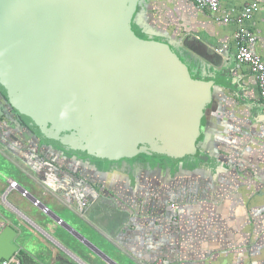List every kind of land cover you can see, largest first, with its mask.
<instances>
[{
    "label": "crops",
    "instance_id": "obj_1",
    "mask_svg": "<svg viewBox=\"0 0 264 264\" xmlns=\"http://www.w3.org/2000/svg\"><path fill=\"white\" fill-rule=\"evenodd\" d=\"M247 1L222 0L218 17L239 13ZM259 3V12L246 26L256 38L252 51L264 56V0ZM138 10L148 28L174 42L197 71L195 79L209 84L201 120V124L208 120L209 153L205 151L194 168L195 161L189 158L177 170L162 168L172 172L176 183L182 178L191 181L192 196L185 201L180 191L163 185L161 176L151 181L150 190L136 187L133 173L125 171L126 177H120V172L111 171V193L84 208L83 196L62 199L61 190L57 194L47 186L51 179L47 171L21 176L31 189L24 185L27 190L55 213L69 209L88 225L75 219L61 224L20 191L11 190L9 177L1 174L0 231L6 225L14 227L18 231L14 242L21 247L11 264H91L81 255L85 241L98 250L99 243L101 250L111 245L130 259L126 264H247L245 258L248 264H264V104L251 69L236 58L238 25L217 20L209 10L197 8L194 0H142ZM0 106V148L11 154L6 159L17 160L14 138L19 133L6 125L3 116L8 107L1 94ZM129 175L133 186L127 181ZM110 195L111 213L99 212L92 218L91 213L105 207ZM116 216L119 219L113 221ZM86 227L92 228L90 233ZM95 230L103 232L107 244ZM101 250L98 254L108 264H122Z\"/></svg>",
    "mask_w": 264,
    "mask_h": 264
},
{
    "label": "water",
    "instance_id": "obj_2",
    "mask_svg": "<svg viewBox=\"0 0 264 264\" xmlns=\"http://www.w3.org/2000/svg\"><path fill=\"white\" fill-rule=\"evenodd\" d=\"M141 5L0 0V94L31 134L96 162L143 154L182 167L184 158L200 155L208 139V122L201 127V120L209 84L195 79L172 40L143 23ZM197 133L203 140L195 145ZM29 199L44 211L46 205ZM17 236L11 225L0 231V262L17 256Z\"/></svg>",
    "mask_w": 264,
    "mask_h": 264
},
{
    "label": "flooded vegetation",
    "instance_id": "obj_3",
    "mask_svg": "<svg viewBox=\"0 0 264 264\" xmlns=\"http://www.w3.org/2000/svg\"><path fill=\"white\" fill-rule=\"evenodd\" d=\"M3 118H5L6 125L9 128L14 129L19 133V136L14 139L17 142L15 145L16 149H18L16 159L20 162H18V160H10L13 167H17L19 176H28V171L36 173L35 171L37 170H40V172L45 170V172L47 171V173H49L48 177L51 178L46 185L51 189L53 188V191L57 194H60L58 191L61 190L64 194H60V198L67 199V195L70 194H76L77 197L83 196L87 203V207L96 200H99L104 193L108 192L109 188L105 185V179L111 175V162H96L90 158H82L75 154L68 153L67 151H63L55 146L43 143L34 134H31L11 108H8V111L4 114ZM0 154L2 153L0 152ZM146 157L149 156L140 154L129 161L120 160L118 162H112L113 166L116 167V170L113 169V172H121V169H132L134 172V170L142 169L146 166L150 169L154 168V170L159 168L162 169L160 164L166 162L164 159L165 157H155L156 159L154 157H149L148 160H146ZM202 158L203 156L201 154L200 159ZM139 159H144L145 161L142 162L139 161ZM170 168L173 170L172 166ZM8 182L11 190L15 189L21 192L22 189H25V192H23L24 197L28 198V200H30V196L37 198L14 177H9ZM36 184L41 185L37 179ZM55 198L58 197L55 195ZM40 204L46 205L42 200L38 199V205ZM105 207L108 208L109 215L111 213V207L108 203ZM45 208L47 209L46 213L58 216L47 205ZM63 222L64 221L60 223L62 224Z\"/></svg>",
    "mask_w": 264,
    "mask_h": 264
},
{
    "label": "rangeland",
    "instance_id": "obj_4",
    "mask_svg": "<svg viewBox=\"0 0 264 264\" xmlns=\"http://www.w3.org/2000/svg\"><path fill=\"white\" fill-rule=\"evenodd\" d=\"M206 103H207V101H206ZM206 108V104H205V107H204V109ZM204 111V110H203ZM207 122H208V120H207ZM201 137L202 136H200L198 133L196 134V137H195V145L197 144V142H200V139H201ZM0 152L2 153V154H4V156L2 155V154H0V175L1 174H3V176L4 177H6V176H8V177H10V178H12V177H14L22 186H26L28 189H30L27 185H26V183H24L23 181V179L24 178H22L21 176H19V174H18V172H17V167H13V165L10 163V160H8V159H6L5 157H7V156H10L11 154L8 152V151H6L5 150V148L3 147V150H2V147L0 148ZM200 150H201V152H200V154H202V156H204L205 154V151H206V154L207 153H209L208 151H207V148L206 147H203V149H202V146H200ZM58 153V152H57ZM137 155H139V154H137ZM18 160V159H17ZM18 162H20L19 160H18ZM152 167V166H151ZM148 169H150V168H148L147 166L146 167H144V168H140V169H136V170H134V174H135V178H136V183H135V186L137 187H140V186H146V187H148V189H152V182L151 181H154V179H155V177L156 176H161L162 178H160L162 181V183H163V185H166L167 184V186H168V188H169V190H176V192H178V191H180V193L181 194H183L184 195V198H185V201H186V199L188 200V198L187 197H191L192 195V193L190 192V190H189V186L191 185V181H187V179H181L180 181H178L177 183H176V180L177 179H175L174 178V176H173V174H172V172L168 169V170H164V169H155L154 170V168H151L150 170H148ZM160 170V171H159ZM165 172H164V171ZM157 171H159V172H157ZM123 172H125L123 169H122V171L118 174V176H120V177H126L125 175H123L122 173ZM3 176H2V178H3ZM130 176L131 175H129V177L127 178V181L130 183V185L132 184V186H133V183H131L130 181H131V178H130ZM142 176H144V177H142ZM105 185L109 188V193L111 192V175H109L106 179H105ZM112 185H113V183H112ZM157 185V184H156ZM24 186V187H25ZM158 186H160V183H158ZM25 187V188H26ZM26 188V189H27ZM164 188L165 189H167L166 188V186H164ZM31 190V189H30ZM191 193V194H190ZM32 194V193H31ZM106 200V199H105ZM84 202H85V200H83V207L84 208H87V206H84ZM102 202V201H101ZM106 202H108V204L110 203L111 204V197H110V200H106ZM89 206V205H88ZM60 212V213H59ZM58 213H56L63 221L64 220H69V221H72V220H76V221H80V223H81V220H82V224L83 225H88L85 221H84V218H82L81 220H80V218L78 217V215H76L75 213H73V212H71L69 209H68V211H63V210H61V211H59ZM99 212L103 215V214H105V216H107L108 215V208L107 207H99L98 208V212H94L93 214L91 213V217L92 218H96V216H97V214H99ZM149 214L150 215H152V214H154L152 211H149ZM48 218H49V216H47ZM119 219V216H116L114 219H113V221H117ZM102 220H104L103 218H102ZM92 228L91 227H86V231L88 232V233H90ZM95 235H96V237L98 238V239H100L101 241H103L104 242V239H105V235L103 234V232H100V231H96L95 230V233H94ZM105 244H107L106 242H104ZM103 246H104V244H103ZM107 246V245H106ZM99 247H101L99 250H101L102 249V243L100 244L99 243ZM84 249H87V250H84ZM114 250V251H113ZM91 251V250H90ZM102 252H104L109 258H114V259H116L117 261H119V262H121L122 264H126L127 263V261H130V259L129 258H127V257H125V256H123L122 255V253L121 252H117L114 248L113 249H111V245H109L105 250H101ZM81 253H83V254H81L82 255V257L86 260V261H88V262H90L91 264H108V262H106L104 259H102L100 256H98L96 253H91V252H89V249L84 245L83 246V249H82V251H81ZM90 253H91V255H90ZM252 256H253V254H251V256L249 255V257L248 258H252ZM222 257H224V256H222ZM222 257H220V258H222ZM214 259H216L215 257H214ZM224 260H221V262H223ZM248 261H249V259H247V258H245V262L248 264ZM13 263V262H12ZM230 264H233V262H230Z\"/></svg>",
    "mask_w": 264,
    "mask_h": 264
},
{
    "label": "built area",
    "instance_id": "obj_5",
    "mask_svg": "<svg viewBox=\"0 0 264 264\" xmlns=\"http://www.w3.org/2000/svg\"><path fill=\"white\" fill-rule=\"evenodd\" d=\"M194 1L197 8L201 10H209L218 17L222 0ZM259 1L260 0H248L239 13L224 18L218 17L217 20L221 19L226 23L234 22L238 25V30L235 34V42L237 45L236 58L240 64H245L251 69V72L258 82L261 101L264 104V56L252 51L251 45L256 42V38L246 26V22L253 19V17L259 12ZM86 205L87 203L84 202V206ZM172 207L175 208L176 206L173 204ZM44 211L46 212L47 209L45 208ZM12 262H14V260L4 261L3 264H11Z\"/></svg>",
    "mask_w": 264,
    "mask_h": 264
},
{
    "label": "trees",
    "instance_id": "obj_6",
    "mask_svg": "<svg viewBox=\"0 0 264 264\" xmlns=\"http://www.w3.org/2000/svg\"><path fill=\"white\" fill-rule=\"evenodd\" d=\"M133 29H134V31L136 32V34L139 36V37H141V38H144V39H147V36L143 33V31H142V28L141 27H139L138 25H133ZM156 40H158V41H161V40H164V41H166V39L165 38H156ZM153 158V157H152ZM155 158V157H154ZM192 159V160H194L195 162H194V164H193V167L192 168H194L195 167V165H198V163H200L201 161H202V159H200V155L199 156H197V157H191V156H188L187 158H185V159ZM149 159V157H146V160H148ZM156 159V158H155ZM165 160H166V162H164V163H162V164H160V166L162 167V168H167V167H173L175 170H177L178 169V166H179V164H174L170 159H168V158H164ZM139 161H145L144 159H139ZM135 162V161H134ZM113 166V163L111 162V171H113V169H115L116 170V167H112ZM154 166H156V165H154ZM119 169V168H118ZM122 170V169H121ZM124 171H126L127 173H133V170L132 169H123ZM134 174V173H133Z\"/></svg>",
    "mask_w": 264,
    "mask_h": 264
}]
</instances>
